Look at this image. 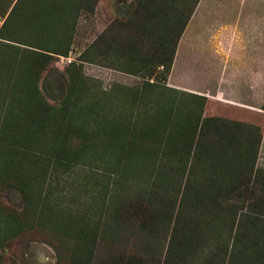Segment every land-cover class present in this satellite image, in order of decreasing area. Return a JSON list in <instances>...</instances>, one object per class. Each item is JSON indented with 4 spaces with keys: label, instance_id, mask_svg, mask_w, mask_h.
Wrapping results in <instances>:
<instances>
[{
    "label": "rangeland",
    "instance_id": "1",
    "mask_svg": "<svg viewBox=\"0 0 264 264\" xmlns=\"http://www.w3.org/2000/svg\"><path fill=\"white\" fill-rule=\"evenodd\" d=\"M39 1L0 0V163L30 167L29 201L0 186V264H225L246 211L233 264H264V0H207L209 18L196 23L205 38L175 48L194 0H167L147 19L136 0L78 14L74 0ZM104 30L114 55L102 38L90 46ZM126 42L134 60L112 65L127 59ZM232 65L242 72L223 77ZM249 68L262 72L252 114L223 99L253 103ZM71 74L77 98L66 106ZM76 127L85 146L70 137ZM43 152L74 160L53 171ZM239 173L248 178L231 191Z\"/></svg>",
    "mask_w": 264,
    "mask_h": 264
},
{
    "label": "trees",
    "instance_id": "2",
    "mask_svg": "<svg viewBox=\"0 0 264 264\" xmlns=\"http://www.w3.org/2000/svg\"><path fill=\"white\" fill-rule=\"evenodd\" d=\"M74 1H75V3L71 6V8H73V10L75 11V14H78L80 10H84V9L87 10V8L90 7V6L92 8L90 7V9L89 8L88 9L90 11H92L93 8L95 7L96 3H97V0H74ZM35 2H40V1L39 0H35ZM166 2H167V0H136L135 1V3L137 4L136 11L137 10L139 12L141 11L142 14H144L143 19H147L149 17L152 18V16H154V14H156V15L159 14L160 9L162 11V8H163L162 6ZM197 2H198V0H194V3L191 6V9L188 12L186 18L183 21L180 22L181 25H180L179 32H178V34L176 36V39H175L174 48L176 47V42H177L180 34L182 33V31H183V29H184V27H185V25L187 23V20L189 19V17H190V15H191V13H192V11H193V9H194V7H195ZM161 4H163V5H161ZM61 5H63V4H61ZM66 11L68 12L67 8H62L61 11L58 12L57 14L58 15H63V14H65ZM36 13L37 12H30L29 15H28L29 16L28 19L30 18L32 21H34L35 19L33 17L36 16ZM60 22H61V27L62 28H66L67 23H64L62 21V18H61ZM176 23H178V20L172 21L171 22V26H175ZM135 24H136V26L141 27L142 30L144 29V26H143L144 23L135 22ZM125 25H127V24H125ZM56 28H58V27H56ZM101 38H102L103 42H105L103 44V46H105V47L102 50L105 54L108 53V54L114 55V53L118 52V51H116L115 45L112 44L114 39L112 37V34L108 30H104V32L100 36L95 38V40L91 43L90 46H94V47H96V49H97V46H98V48H99V44H100V39ZM164 39L165 40L167 39V35L165 36ZM131 45H132V43L126 42L123 46L120 47L121 53L125 54L126 57H127V59L124 62H123V59L120 60V58H115L114 60L112 59L111 64L112 63H117L118 61H122L123 65H124V63H128L130 60H134L133 59L134 57L130 56V54L132 52L137 51L138 49H135V46H136L135 44L133 46H131ZM157 48H158V45H157V47L154 46L152 48L153 50L152 51L150 50L151 51L150 53L142 56L140 59L142 61L143 60H151L152 56L155 55ZM67 51H68V47L62 49L61 51L59 50V52H57V53H62V54L65 55L67 53ZM99 51H101V50H99ZM83 60H85V59H83ZM142 61H140V62H142ZM112 65H114V64H112ZM117 65H118V63H117ZM117 65H116V67H117ZM163 67H165V65ZM69 78L70 79H69V82H68V92H67L66 97L64 98V100H62V104L63 105L65 104L66 106H68L69 104H71L73 102L72 101L73 98H77V93L75 92V89H74L73 75L71 74V77L69 76ZM188 93L190 94V92H188ZM192 94L193 93H191V95ZM194 95H196V94H194ZM85 109L86 108H82L81 107V111L82 112H84ZM75 110L76 109L74 107H71L72 113L77 115ZM77 111H78V109H77ZM86 111L88 112V114H92V115L95 116V110L93 108V105H90V108H87ZM246 128H248V127L246 126ZM245 133H246L245 134L246 136H249V130H246ZM70 137L78 140L77 142L79 143V145H82V146L86 145V143H85L86 141L84 140V136L82 135V131L80 129H77V127L74 128V131H72V133H70ZM259 142H260V140L257 141V145L259 144ZM242 145H243V146H241L242 149H244V147L245 148L247 147L246 143H242ZM248 150H250V147H249ZM108 151L111 152L110 150H108ZM43 153H44V156L46 157V160L50 161V165L54 169L53 171H55V169H57L58 167L60 168V165H64L66 163H71V161L74 160L73 157H70V156L65 157L64 154L62 156V154H60L59 152H54L55 153V157L54 158H51V154L50 153H46V152H43ZM239 155H240L241 158L238 159V160L243 161V167L244 168H245L246 165H248L250 163L249 160H251V159L253 160L254 159V156H252V152H250V151L246 154L247 156H246L245 159H243L244 153L239 152ZM117 158H118V156H117ZM62 159H64V161ZM29 168L30 167L26 168L28 171L25 169V171L23 172L24 174H21V173L20 174H18V173L15 174V172H11L9 170H6V171L3 170L2 169V164L0 163V186L1 185H9V187H15L16 189H19L22 192L25 201L26 202L29 201V195L30 194H29V189L27 188L28 179H26V177H29L28 175H30V174H28V172L30 171ZM250 173L252 174V168L250 170ZM237 177L238 178L236 179L234 184L230 186V190L231 191H233V189H235L237 186H239L244 179L248 178V176L245 173H239ZM228 191H229V189H226L222 194L220 192L219 193V197L227 198ZM23 213H25V211ZM249 214H250V212L246 211L244 213H240V216L238 217V223H237V225L235 227L234 234H233V238H234L233 242L230 245L229 249H227V252H226L228 254V256H227V260L228 261L226 260L225 264H233L237 260L238 254H237V250H235L237 248V241L241 239L243 226L246 227L245 224H242L243 219H242L241 216L249 215ZM244 217H246V216H244ZM176 224H179V222H176ZM186 225L187 224H184V226H186ZM182 227H181V225H177V226H175V229L178 230V228L180 229ZM69 229L70 230H69L68 233H72L74 235L78 234L77 232L79 231V228H76L72 224H69ZM94 230L96 232L97 228H93V231Z\"/></svg>",
    "mask_w": 264,
    "mask_h": 264
},
{
    "label": "crops",
    "instance_id": "3",
    "mask_svg": "<svg viewBox=\"0 0 264 264\" xmlns=\"http://www.w3.org/2000/svg\"><path fill=\"white\" fill-rule=\"evenodd\" d=\"M105 1L106 0H97L96 9H97V7L99 8L101 5H103V3ZM206 3H207V0H198L196 6L194 7V9H193V11H192V13L190 15V18L188 19V21H187V23H186V25H185L182 33L180 34V36H179V38H178V40L176 42V45L184 37H189L190 36L191 39H192V43H194V44L200 43L201 42V39L202 38H205L202 35H199L198 34V29H196L197 28L196 23L197 22H201L202 23V22L206 21L207 18H209L208 11L205 9ZM238 31H239V29L237 27V31H235L234 37H237L239 35L238 34ZM240 35L242 36V34H240ZM231 36H232V33H231ZM238 57H239L240 60H243V59L244 60H251L252 57L255 60H257V55L256 54H253V56L252 55L242 56V54H239ZM227 60H230V61L233 62V61H237L238 59L237 58H231V56H230V57H228ZM250 70H251V77H254L255 78L250 83L248 82L249 87H250V91L252 92V94L254 96L253 103L245 102V100L241 99L240 97L237 98V97L232 96V95L226 96L224 94V96H223V99H224L225 103H228L229 105L238 107L240 109H247L248 110V114L255 113L256 110L261 109V107H262L261 105H257L256 104L257 103L256 102L257 94H259L258 92L260 90V87L262 86L261 81H258L256 79V77L257 76L261 77L262 76V72L261 71H257L255 68H254V70H252V69H250ZM240 71L242 72L241 69L240 70L239 69H236L233 65L230 66L229 68H227L225 66L224 67L223 77L224 76H227V75H230V76L239 75ZM258 97L260 99V96L259 95H258Z\"/></svg>",
    "mask_w": 264,
    "mask_h": 264
}]
</instances>
